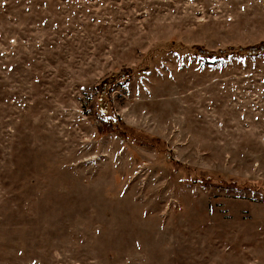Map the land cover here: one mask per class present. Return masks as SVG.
<instances>
[{
	"label": "rangeland",
	"instance_id": "374dc122",
	"mask_svg": "<svg viewBox=\"0 0 264 264\" xmlns=\"http://www.w3.org/2000/svg\"><path fill=\"white\" fill-rule=\"evenodd\" d=\"M263 51L264 0H0V264H264Z\"/></svg>",
	"mask_w": 264,
	"mask_h": 264
},
{
	"label": "trees",
	"instance_id": "16d2710c",
	"mask_svg": "<svg viewBox=\"0 0 264 264\" xmlns=\"http://www.w3.org/2000/svg\"><path fill=\"white\" fill-rule=\"evenodd\" d=\"M241 51L242 52H245L244 50H241ZM241 51L238 50V49H229V50L221 51V52H218V53H213L212 52V53H205V54H208L209 56H219V55H221V56L226 57V56H228L230 54H240ZM259 54H264V51L261 52V53H259ZM244 55L249 56V57L256 56L253 53H244ZM205 60H206V63H208V64H215V63L220 62V61H214L212 59L210 60L207 57H205ZM138 70H140V68L131 69L130 72H129V74L127 75V77L129 76L131 78V76H133ZM129 77L125 81H123L122 83H120L122 80L119 81V84L122 85L125 82H128L129 81ZM116 119H117V117H116ZM117 123H118V126H120V122H119L118 119H117ZM122 132H123V134H122L123 136H126V137L128 136V137L132 138V140L135 141V142H138L137 140L143 139V137H131V135H135V134L131 133L130 131L124 132L122 130ZM189 172H193V174H195L194 173L195 171H193V170L192 171H189ZM189 175L190 174H188V176ZM188 179L191 182H193L194 184H198V185H205L204 183L206 182L205 179L202 176L196 175V174L193 175V176L190 175ZM235 187H237V186H235Z\"/></svg>",
	"mask_w": 264,
	"mask_h": 264
}]
</instances>
